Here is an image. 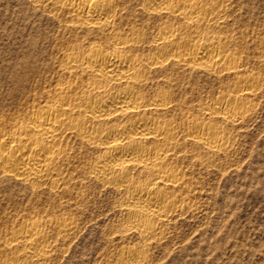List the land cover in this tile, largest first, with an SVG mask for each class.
I'll return each mask as SVG.
<instances>
[{"label":"rangeland","instance_id":"obj_1","mask_svg":"<svg viewBox=\"0 0 264 264\" xmlns=\"http://www.w3.org/2000/svg\"><path fill=\"white\" fill-rule=\"evenodd\" d=\"M218 1V20L203 34L224 37L225 50L239 60L238 72L246 78L257 75L259 85L247 100V114L235 124L216 123L229 136L225 151L207 153L187 144L180 152L185 156L179 154L176 165L190 181L189 190L166 220H154L155 237L129 226L125 190L90 174L89 164L100 151L74 141L60 189L33 188L0 172V239L9 237L17 223L41 215L71 222L73 230L64 235L44 226L54 245L49 259L39 264H264V0ZM143 4L126 0L117 23L123 32L141 29L146 41L141 51L149 54L154 52L149 43L166 17L146 14ZM50 9L36 0H0V117L1 109L10 116L24 100L10 91V73L20 63L36 69L29 84L42 88L60 74L67 42L100 40L70 31L68 17ZM208 71L169 63L166 70L149 75L145 89L150 96L159 89L171 93L174 108L165 115L180 126L195 116L210 121L205 109L233 90L239 77ZM18 72L25 70L19 67Z\"/></svg>","mask_w":264,"mask_h":264},{"label":"bare ground","instance_id":"obj_2","mask_svg":"<svg viewBox=\"0 0 264 264\" xmlns=\"http://www.w3.org/2000/svg\"><path fill=\"white\" fill-rule=\"evenodd\" d=\"M36 2L51 7L54 15H66L70 31L100 40L92 42L87 37L67 42L59 58L60 74L42 88L29 84L36 69L27 62L18 66L24 73L18 68L11 71L10 91L24 100L14 106L10 116H4L1 109L0 172L33 188L60 189L65 184L64 167L74 154L71 143L98 149L89 164L90 174L105 185L125 190L129 226L151 238L154 220H166L185 201L182 193L190 181L176 165L180 152L187 144L207 153L225 151L229 136L216 123L235 124L248 112L247 100L259 83L257 75L246 78L238 72L239 60L225 50L224 37L203 34L222 11L218 0L210 4L203 0H144L143 12L166 17L149 43L154 49L149 54L141 51L140 45L146 42L141 29L123 32L118 26L124 10L119 8L126 0ZM169 63L233 74L239 80L233 90L205 109L210 121L195 116L180 126L165 115L174 108L171 93L159 89L150 96L145 89L149 75L166 70ZM47 224L64 235L73 227L71 222L41 215L17 223L9 237L0 239V264L46 262L54 245V238L44 230Z\"/></svg>","mask_w":264,"mask_h":264}]
</instances>
